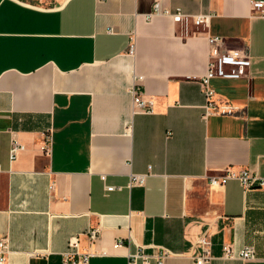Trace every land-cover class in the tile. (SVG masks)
Instances as JSON below:
<instances>
[{"label": "crops", "instance_id": "1", "mask_svg": "<svg viewBox=\"0 0 264 264\" xmlns=\"http://www.w3.org/2000/svg\"><path fill=\"white\" fill-rule=\"evenodd\" d=\"M251 1L0 0L6 264H63L70 249L92 254L88 264H141L140 251L147 264H196L200 237L203 264H264V186L209 183L227 169L264 180V19ZM156 2L207 13L208 25L146 22ZM207 36L250 59L243 77L210 81L233 116L202 117ZM138 76L152 112L132 106ZM134 174L143 185L129 184ZM226 245L256 259L224 258Z\"/></svg>", "mask_w": 264, "mask_h": 264}, {"label": "built area", "instance_id": "2", "mask_svg": "<svg viewBox=\"0 0 264 264\" xmlns=\"http://www.w3.org/2000/svg\"><path fill=\"white\" fill-rule=\"evenodd\" d=\"M250 8L252 15L264 19V1L256 0L250 2ZM155 15L169 16L176 23H182L190 21L195 26L206 27L209 22L210 15L207 13H195L189 14L183 12L180 8L174 9H161L156 2L153 4L149 13L144 15L146 22H151ZM111 30H108L110 32ZM130 39L131 45L129 52L133 51V42ZM207 64L205 74L199 79V84L204 97V104L202 105V117L204 119L210 116H233L238 111L239 107L230 104L228 102H218L215 99V92L210 86V81L214 78H239L246 74V70L250 66V59L243 50H220V44L222 39L217 36H207ZM141 77H135L134 83L130 88V94L132 96V106L139 108L143 112H152L153 101L143 96L141 85L139 83ZM51 142L50 138L46 137L44 141L43 151L46 154L50 153ZM17 148H20L17 144L12 147L11 155L14 156ZM145 174H134L130 176V185L141 186L145 181ZM228 180H236L242 186L244 190H249L256 187L264 186V180L258 178L256 175L250 174L245 169H227L220 176L211 177L209 179L210 185H222ZM52 184L50 185V189ZM90 241H93L97 237L96 230H90L87 233ZM197 243L203 247V255L196 258V264H203L208 259L207 247L209 242L205 237H200ZM8 254V245L5 240L0 241V264H6V256ZM166 252L158 256V259H162L167 256ZM92 256L90 253H78L75 250H68L62 255L63 264H88L89 258ZM222 256L224 258H239L241 260H255L256 253L252 246L245 247L238 251H233L230 246H224L222 248ZM141 259V264L148 263V257L141 254V251L132 256L131 261L135 263L137 259ZM160 260L158 261L160 263Z\"/></svg>", "mask_w": 264, "mask_h": 264}]
</instances>
